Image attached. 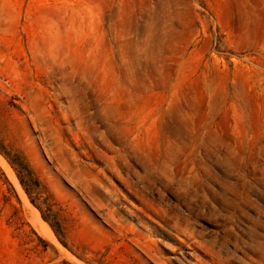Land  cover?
Wrapping results in <instances>:
<instances>
[{
    "label": "rangeland",
    "instance_id": "374dc122",
    "mask_svg": "<svg viewBox=\"0 0 264 264\" xmlns=\"http://www.w3.org/2000/svg\"><path fill=\"white\" fill-rule=\"evenodd\" d=\"M0 264H264V0H0Z\"/></svg>",
    "mask_w": 264,
    "mask_h": 264
}]
</instances>
